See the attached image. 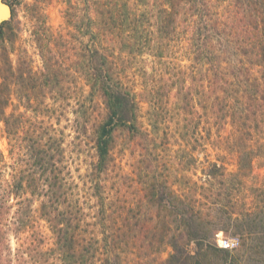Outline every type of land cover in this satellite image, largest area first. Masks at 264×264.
<instances>
[{
	"label": "trees",
	"instance_id": "16d2710c",
	"mask_svg": "<svg viewBox=\"0 0 264 264\" xmlns=\"http://www.w3.org/2000/svg\"><path fill=\"white\" fill-rule=\"evenodd\" d=\"M66 3L65 22L82 37L77 64L87 96L98 95L106 111L95 129L96 160L84 176L75 177L63 132L37 118L48 107L32 108L35 96L29 90L60 82L49 64L50 43L70 44L44 24L36 38L44 63L39 75L29 70L24 77L0 51V122L11 158L8 163L0 151V264H209L212 257L241 264L242 255H231L208 238L216 224L211 212H238L242 222L234 227L244 239V252L264 246V178L249 188V203L240 201L233 186L234 180L242 185L253 158L264 159V0ZM7 23L0 26V50ZM176 53L191 54L196 69L184 71L180 62L168 66ZM193 90H209L203 107L207 140L213 149L237 155V171L210 162L207 186L192 181L176 193L165 179H157L156 162L165 147L162 140L174 133L184 145L194 142L191 149H177L182 156L177 167L184 171L190 165L184 156L196 161L191 152L203 137ZM13 96L18 104L7 113ZM21 105L26 111L19 110ZM118 134L141 141L136 179L115 170ZM132 182L142 187L133 189V200L124 189ZM198 190L206 191L204 201L195 195ZM40 221L52 234V246L46 245ZM165 243L172 252L159 259L156 253ZM192 243L194 252L188 249Z\"/></svg>",
	"mask_w": 264,
	"mask_h": 264
},
{
	"label": "rangeland",
	"instance_id": "374dc122",
	"mask_svg": "<svg viewBox=\"0 0 264 264\" xmlns=\"http://www.w3.org/2000/svg\"><path fill=\"white\" fill-rule=\"evenodd\" d=\"M11 7V17L7 25L3 28L4 41L0 50L1 53L7 54L8 59L14 68H19L20 72L26 77V72L32 70L34 75H39L44 69V63L36 38L42 33V26H45L56 36L62 35L63 38L68 39L70 44H65L62 40H57L50 43L52 55L49 64L53 69L60 74V82L58 86L44 85L36 86L29 90L35 98H32V108H40L46 105L49 112L38 115V119L44 120L46 123L53 124L63 132L64 147L66 150V157L74 176H84L90 171L91 163L96 160L95 149V129L102 122L105 117V108L101 98L97 95L89 98V88L85 85V81L79 72V50L80 39L82 38L77 29L66 24L63 17L64 10L67 6L66 0H4ZM3 21V22H5ZM0 24V26L3 24ZM86 39V38H83ZM176 57L168 58L170 64L168 66L176 68L179 62L185 66V70L192 67L196 69V64L193 62L191 54L176 53ZM69 58V59H68ZM57 61L56 65H53ZM206 66L204 65V68ZM140 82V78H136ZM33 82H31L32 84ZM30 84V85H31ZM29 85V86H30ZM27 85H25V88ZM22 87V89H25ZM136 91L140 92L139 85H136ZM176 90H172L175 92ZM198 92V93H196ZM193 90V96L198 103L197 110L201 116V123L199 124V134L203 137L197 145L196 150L192 151L195 157L194 162L189 157L183 158L189 163L187 169L182 171L177 167V162L182 156L176 151L178 148L185 147L191 149V145H184L179 136L174 133L172 138L162 140L165 142L158 161L157 179H165L169 186L176 192L182 193L183 190L188 189L190 182L196 181L198 184L207 186L206 171L210 162L216 161L219 164H224L228 172L237 171V155L220 151L212 148L207 140L208 124L206 122V104L209 90ZM79 100V101H78ZM11 104L8 105L6 112L10 113L14 104H18L17 99L13 96ZM43 103V104H42ZM23 104V103H22ZM20 111H26L21 105L18 106ZM147 105L141 104V120L146 124L145 111ZM32 112L27 111L26 116H31ZM197 118V117H196ZM195 118V119H196ZM230 127L227 126L222 130L221 134L226 136ZM173 130H175L173 126ZM118 142L113 151L115 163L117 164L116 171L136 179L137 172L136 160L143 154L141 141H130L125 138V134H118ZM196 146V145H195ZM0 151L3 153L5 160L9 163L11 161L9 154V145L4 132L3 124L0 122ZM248 175L242 178V185H238V181L234 180V191L239 194L242 203H249L253 197L250 193L251 186H259L264 178V159L262 157H255L252 160L251 167L248 169ZM184 176L180 179V177ZM77 179V178H76ZM78 180V179H77ZM207 183H206V182ZM237 181V182H236ZM183 182H187L184 185ZM237 184H236V183ZM132 187L124 188L128 190V198L133 200L135 198L133 189L142 188L136 182H132ZM242 187H241V186ZM201 201H204L203 195L206 191L194 192ZM34 208H38V202H35ZM156 221L155 211L153 209L149 212ZM211 219L215 225L210 226L212 230L209 234V242L214 246L221 248L217 244V234H221L224 238L234 240L237 245L230 248H222L228 250L231 255H242L243 261L241 264H264V246H260L257 251L244 252V239L240 231L234 227V224L241 223L242 216L238 212L223 214L214 210L211 212ZM41 229L46 236V245H53V237L47 228L44 221H40ZM259 237L262 236L261 227L258 229ZM189 251L194 252L196 246L192 243L188 247ZM172 252L171 247L165 243L156 253L159 259H165ZM209 264H224L217 257L209 259Z\"/></svg>",
	"mask_w": 264,
	"mask_h": 264
},
{
	"label": "built area",
	"instance_id": "2783aa9c",
	"mask_svg": "<svg viewBox=\"0 0 264 264\" xmlns=\"http://www.w3.org/2000/svg\"><path fill=\"white\" fill-rule=\"evenodd\" d=\"M217 244L221 248H234L237 242L234 240L226 239L221 234H217Z\"/></svg>",
	"mask_w": 264,
	"mask_h": 264
},
{
	"label": "water",
	"instance_id": "95a60500",
	"mask_svg": "<svg viewBox=\"0 0 264 264\" xmlns=\"http://www.w3.org/2000/svg\"><path fill=\"white\" fill-rule=\"evenodd\" d=\"M0 5L5 8L3 12H0V24H1L3 21L11 17L12 10L10 5L6 3L4 0H0Z\"/></svg>",
	"mask_w": 264,
	"mask_h": 264
},
{
	"label": "bare ground",
	"instance_id": "6f19581e",
	"mask_svg": "<svg viewBox=\"0 0 264 264\" xmlns=\"http://www.w3.org/2000/svg\"><path fill=\"white\" fill-rule=\"evenodd\" d=\"M4 7L0 5V12H3L4 11Z\"/></svg>",
	"mask_w": 264,
	"mask_h": 264
}]
</instances>
